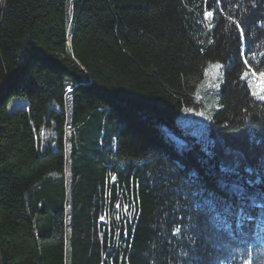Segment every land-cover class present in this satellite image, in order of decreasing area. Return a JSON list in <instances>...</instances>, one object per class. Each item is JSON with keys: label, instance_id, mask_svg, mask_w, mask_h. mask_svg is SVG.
I'll return each mask as SVG.
<instances>
[{"label": "trees", "instance_id": "1", "mask_svg": "<svg viewBox=\"0 0 264 264\" xmlns=\"http://www.w3.org/2000/svg\"><path fill=\"white\" fill-rule=\"evenodd\" d=\"M72 1L0 3V264H264V0Z\"/></svg>", "mask_w": 264, "mask_h": 264}, {"label": "rangeland", "instance_id": "2", "mask_svg": "<svg viewBox=\"0 0 264 264\" xmlns=\"http://www.w3.org/2000/svg\"><path fill=\"white\" fill-rule=\"evenodd\" d=\"M72 4V0H67V8L69 9V11H72ZM240 51L243 55V38L240 46ZM261 73H264V70L254 71L251 69H247L243 73V78L246 81L253 97L264 102V75H261ZM221 83V64L216 61H208L204 67L202 78L199 80L195 89L194 105L185 107L183 109V112L177 118V121H179L180 124H182L186 128H191L197 136L201 134V129L207 119L211 117L219 107V87ZM18 103L19 100H11L8 104V110H11L13 107L17 106ZM66 232L68 234V227L66 229ZM65 252L67 256L68 245H65Z\"/></svg>", "mask_w": 264, "mask_h": 264}, {"label": "water", "instance_id": "3", "mask_svg": "<svg viewBox=\"0 0 264 264\" xmlns=\"http://www.w3.org/2000/svg\"><path fill=\"white\" fill-rule=\"evenodd\" d=\"M2 2V0H0V3ZM3 90H4V86H3V84L0 82V97H1V95H2V93H3Z\"/></svg>", "mask_w": 264, "mask_h": 264}, {"label": "snow or ice", "instance_id": "4", "mask_svg": "<svg viewBox=\"0 0 264 264\" xmlns=\"http://www.w3.org/2000/svg\"><path fill=\"white\" fill-rule=\"evenodd\" d=\"M209 15H211V13H209ZM261 75H264V73H261ZM101 219H103V217H101ZM247 219L250 220V219H252V217L251 216H248Z\"/></svg>", "mask_w": 264, "mask_h": 264}, {"label": "bare ground", "instance_id": "5", "mask_svg": "<svg viewBox=\"0 0 264 264\" xmlns=\"http://www.w3.org/2000/svg\"><path fill=\"white\" fill-rule=\"evenodd\" d=\"M96 124V123H95ZM80 152V151H79Z\"/></svg>", "mask_w": 264, "mask_h": 264}]
</instances>
